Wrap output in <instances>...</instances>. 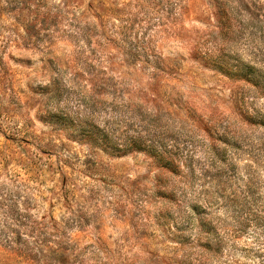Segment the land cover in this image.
Masks as SVG:
<instances>
[{
  "label": "rangeland",
  "instance_id": "rangeland-1",
  "mask_svg": "<svg viewBox=\"0 0 264 264\" xmlns=\"http://www.w3.org/2000/svg\"><path fill=\"white\" fill-rule=\"evenodd\" d=\"M0 184V264H264V0H0Z\"/></svg>",
  "mask_w": 264,
  "mask_h": 264
},
{
  "label": "trees",
  "instance_id": "trees-1",
  "mask_svg": "<svg viewBox=\"0 0 264 264\" xmlns=\"http://www.w3.org/2000/svg\"><path fill=\"white\" fill-rule=\"evenodd\" d=\"M15 195L7 185L0 184V245L9 251L23 253L29 247L25 248L19 241V230L24 226L25 218L31 215L27 210L18 208L16 200H11L10 197Z\"/></svg>",
  "mask_w": 264,
  "mask_h": 264
}]
</instances>
